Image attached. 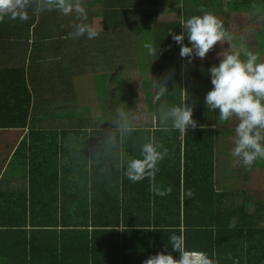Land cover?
Here are the masks:
<instances>
[{
	"label": "crops",
	"instance_id": "0c3cea01",
	"mask_svg": "<svg viewBox=\"0 0 264 264\" xmlns=\"http://www.w3.org/2000/svg\"><path fill=\"white\" fill-rule=\"evenodd\" d=\"M80 2L87 10V23L98 29L94 39L70 35L73 25L81 22L75 13L34 14L30 8L27 21L6 16L0 22V209L43 195L79 197L87 167L93 165L87 162L89 142L99 141L89 136L95 131L121 132L118 109L135 130L146 132L145 141L182 143L183 135L174 139L166 134L174 129L169 122L170 130H164L159 108L182 105L186 99L195 110L193 99L190 103L187 99L188 79H211L206 65L196 76L193 68H198L194 63L198 59L220 61L216 53L222 46L224 51L243 46L264 60L257 40L261 34L255 30L230 33L232 39L217 43L204 59L196 57L189 63L182 58L180 45L170 33L181 34V21L198 15V8L187 17L174 13L175 7L161 8L158 23L152 26L148 17L120 20L119 10L106 9L101 0ZM183 43L191 46L187 36ZM145 44H151L155 52L150 54ZM161 83L168 93L156 101ZM196 112L197 127L209 126L214 132V198L219 209L226 215L238 212L240 220L244 216L245 227H264V159L247 167L232 155L235 117L221 121L218 110L207 106H199ZM136 120L149 123L136 126ZM110 139L116 142L112 135ZM156 180L161 183L167 178L158 172ZM257 244L255 239L245 242L242 260L261 259Z\"/></svg>",
	"mask_w": 264,
	"mask_h": 264
},
{
	"label": "trees",
	"instance_id": "16d2710c",
	"mask_svg": "<svg viewBox=\"0 0 264 264\" xmlns=\"http://www.w3.org/2000/svg\"><path fill=\"white\" fill-rule=\"evenodd\" d=\"M101 2L106 9L117 8L120 20L148 17L152 26L157 25L161 8L175 7L184 17L191 10L196 14L195 8L198 15L246 14L252 23L261 21L255 31L261 34L257 40L264 52V0H230L226 12L221 0ZM218 3L223 12L216 8ZM168 133L174 139L181 135L179 130ZM145 134L135 130L122 138L120 131L92 132L89 137L99 141L89 142L87 162L93 165L87 167L79 197L43 195L0 209V264H143L158 252H171L179 259L169 237L181 232L186 250L204 252L215 264H264V227H245L238 212L222 214L214 198L213 130L189 127L182 143H163L168 154L157 167L167 180L161 183L156 180L158 172L154 179L139 182L124 175L129 159L142 158V145L150 142ZM169 187L170 194H157ZM188 189L194 190L192 198L184 195ZM233 218L235 226L230 227ZM251 239L257 240L255 251L261 259L245 262L244 244Z\"/></svg>",
	"mask_w": 264,
	"mask_h": 264
},
{
	"label": "clouds",
	"instance_id": "9594fccd",
	"mask_svg": "<svg viewBox=\"0 0 264 264\" xmlns=\"http://www.w3.org/2000/svg\"><path fill=\"white\" fill-rule=\"evenodd\" d=\"M30 8L34 10V14L53 10H58L64 15L75 13L81 22L73 25L75 31L71 36L86 34L88 39H94L99 35L97 27L87 23V10L80 0H0V22L6 16L12 20L19 18L21 21H27L30 18ZM181 24V34H170L180 45V56L187 58L189 63L196 57L204 59L217 43L222 45L226 40L232 39L223 21L210 12L182 20ZM185 36L191 46L183 43ZM144 47L150 54L155 52L151 44H145ZM218 55V66L213 65L208 70L213 87L206 93L205 103L208 108L218 110L221 121L236 118L238 123L234 130L232 155L239 158L245 166L251 167L257 159H264V60H260L257 53L243 46L242 50H225ZM166 93L168 90L161 83L155 100L159 101ZM117 114L123 121L122 138L124 134L130 135L134 132L135 128L128 123L126 114L119 109ZM159 122L165 126V131L170 130L168 124L171 122V129L179 130L181 135L187 134L189 127L195 129L198 126L197 121L193 119V107L188 106L186 101L182 105L174 106L161 104ZM167 154L168 149L163 144H157L154 140L147 142L141 148L142 158H131L127 161L124 175L132 182H139L146 177L154 179L159 171L158 163ZM171 191L169 187L165 192L157 194L167 195ZM184 195L192 198L194 190L188 189ZM229 226H235L234 218ZM169 241L172 251L179 253V259L171 252H158L144 260L143 264H215L204 252L186 250L182 232L180 235H171Z\"/></svg>",
	"mask_w": 264,
	"mask_h": 264
},
{
	"label": "rangeland",
	"instance_id": "374dc122",
	"mask_svg": "<svg viewBox=\"0 0 264 264\" xmlns=\"http://www.w3.org/2000/svg\"><path fill=\"white\" fill-rule=\"evenodd\" d=\"M227 2H228V0H223V4H224L223 7L225 8V10L223 9L224 12L227 11V5H226ZM174 13H177V11H175ZM178 14H181V12ZM177 17H178V15H177ZM178 18H180V17H178ZM250 19L251 18H249L248 15H240L239 14V15H233L232 17H231V15L228 17L223 15L221 20L223 21L225 29L229 33H231L233 35H238L244 31L254 32L256 26L259 23H261V21L259 19L256 23L250 22ZM262 22L264 24V19L262 20ZM179 27H180V24H179ZM182 30H183V28H182ZM223 51H224V46H222L218 50V52L216 53V57L218 56L219 53H221ZM219 62H220L219 60L208 62L205 60H199L198 59L197 62H194V63H197L198 68L197 69L193 68V70H194L196 76L198 77V75L202 73V70L205 67V65L209 66L211 68V66L214 63H216L215 65L218 66ZM206 72H208L207 69H206ZM191 83H193V85H191ZM210 90H211V79H210V81H208L207 78H198V79H194V80L188 79V96H187V99H188L189 103L191 102V99H193V102L196 105V106H194L195 110H193V116H196V113H197L196 109L199 106H201V107L207 106L205 103V96H206V93ZM184 101L187 102L186 99H184ZM135 123H136V126H144V124L149 123V120H136Z\"/></svg>",
	"mask_w": 264,
	"mask_h": 264
}]
</instances>
